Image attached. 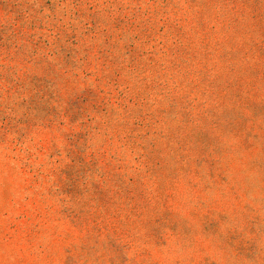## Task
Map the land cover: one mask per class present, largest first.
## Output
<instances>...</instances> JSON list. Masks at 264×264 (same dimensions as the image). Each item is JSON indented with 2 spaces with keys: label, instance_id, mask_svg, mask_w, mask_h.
Segmentation results:
<instances>
[{
  "label": "rangeland",
  "instance_id": "1",
  "mask_svg": "<svg viewBox=\"0 0 264 264\" xmlns=\"http://www.w3.org/2000/svg\"><path fill=\"white\" fill-rule=\"evenodd\" d=\"M0 264H264V0H0Z\"/></svg>",
  "mask_w": 264,
  "mask_h": 264
}]
</instances>
